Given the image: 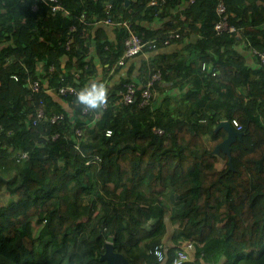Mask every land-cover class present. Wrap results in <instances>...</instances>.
Segmentation results:
<instances>
[{"label": "trees", "instance_id": "1", "mask_svg": "<svg viewBox=\"0 0 264 264\" xmlns=\"http://www.w3.org/2000/svg\"><path fill=\"white\" fill-rule=\"evenodd\" d=\"M149 1L60 0L67 13L53 11L50 0H0V264H109L101 259L109 241L133 264H172L174 247L163 262L154 254L167 230L168 191L181 200L175 212L183 227L172 239L196 248L184 264H204L202 258L264 264V62L254 54V69L237 49L244 43L264 51V0ZM225 15L234 29L218 31ZM106 16L150 39L169 30L180 33L171 42L197 36L196 58L218 67L237 97L227 114L244 132L231 146L234 168L227 153L214 152L227 136L216 130L218 114L187 120L154 113L152 99L117 105L111 95L107 108L83 113L77 94L59 92L63 84L80 91L92 82V52L104 68L123 54L129 29L119 25L118 41H111V24L99 22ZM155 17L165 19V29L144 25ZM174 17H181L177 29ZM158 69L153 92L166 76ZM251 73L258 78L250 80ZM29 78L41 79L43 89L33 91ZM240 84L248 85L247 94L238 91ZM55 112L64 117L51 122ZM207 134L215 140L211 147ZM33 220L41 225L38 235Z\"/></svg>", "mask_w": 264, "mask_h": 264}, {"label": "crops", "instance_id": "2", "mask_svg": "<svg viewBox=\"0 0 264 264\" xmlns=\"http://www.w3.org/2000/svg\"><path fill=\"white\" fill-rule=\"evenodd\" d=\"M180 20L181 17H174L176 29L182 25ZM164 22L165 19L155 17L152 20L145 21L144 25L147 28L152 27V29H165L166 24ZM107 30L111 41L117 42L119 25L113 24ZM245 45L241 43L237 49L246 56L247 64L255 69L258 63L255 59L256 56L253 54V48H247ZM195 46H197V36H193L189 40H174L168 45L146 49L144 52L127 59L125 65L121 66L115 63L108 68L102 67L101 58L97 53L92 52V62L97 68L94 74L89 77L88 82L95 80L104 83L108 88V97L110 95L111 98L114 96L113 100L117 105H120L119 98L123 89V81L132 80L137 83L146 81L154 71L163 67L166 69V76L156 84L150 102V108L154 113H168L173 117L193 120L200 117L203 112H209L218 114L220 116L218 123H220L222 120L228 119L227 114L232 106L231 103L235 104L237 97L236 95H234V98L231 97L230 94L233 91L229 88V84L222 79V75L218 73V67H214V70H217L219 74L215 76L210 72L211 68L207 71L202 69V60L199 57L196 58L193 51L196 49ZM256 78H258L257 74H250V80ZM222 82L224 85H222ZM237 89L240 93H248V85L246 84L238 85ZM200 94L207 96L202 102ZM64 105L67 108L69 106L67 103H64ZM95 116H98V114H95ZM205 138L211 147L215 140L209 134ZM172 198L177 204H181V200L177 195ZM151 223L152 221L149 222V224Z\"/></svg>", "mask_w": 264, "mask_h": 264}, {"label": "built area", "instance_id": "3", "mask_svg": "<svg viewBox=\"0 0 264 264\" xmlns=\"http://www.w3.org/2000/svg\"><path fill=\"white\" fill-rule=\"evenodd\" d=\"M52 1V9L53 11H57L60 9H63L64 11H66L67 13L69 11H67L60 3V0H50ZM193 1V0H192ZM167 2V0H150L149 1V5H164ZM113 3L111 1H107L105 3V10L107 13L110 12V9L112 8ZM218 13L219 14H223L225 12V5L223 2H220L218 7H217ZM82 16L84 17V13L82 14ZM227 16L225 15L221 21H219L216 24V29L218 31H222L225 30L226 28H230L231 30L234 29V26H229L228 22L226 20ZM99 22H105L107 24H125L127 26V28L129 29V33L126 36V38L124 39V51L123 54L117 59V64L118 65H125L127 62V59L132 58L142 52H144L146 49H155L158 48L160 45H168L171 43V41L174 38H177L180 36V33L177 30H169L167 32H165V35L163 37H153V38H147L145 36V34H139L135 31L132 30L130 24L126 21H122V20H115L110 16H106L105 18H103L102 20H100ZM98 22V23H99ZM71 30H76V25L73 24L70 26ZM72 39L67 40V44H68V48L70 47V44L72 43ZM106 49L109 48V46H105ZM253 54H256L260 57L261 61L264 62V51H258L257 49H252ZM202 68L206 69L207 68V63L203 62L202 64ZM55 66H51V70H54ZM214 74H216V71L213 72ZM13 78L18 79V75L16 73L11 75ZM76 76L80 77L81 74L79 72H76ZM161 78V71L160 69H157L156 71L153 72V74L151 75V77L143 82L137 83L135 81L132 80H126L125 82H123V89L121 91V96H120V105L122 104H126V105H130L133 104L135 102H138V104L140 106L146 105L148 104L154 93H153V86L154 83L157 79ZM29 82V87L33 90V91H40L41 89H43V82L41 79H32L29 78L28 79ZM78 89L77 86L72 85V84H63L59 87V92L63 95L67 94L68 92H70L71 94H77L78 93ZM140 92V101L139 100V96L138 93ZM109 106V100L106 106H104L103 108H107ZM89 111H85L83 108V113H88ZM38 116L40 117H45V110L42 106L39 107L38 109ZM64 117V113L63 112H55V114H53L50 118L51 122H56L59 119H63ZM233 124L235 125V127L237 128V130H242V124L237 120V119H233ZM154 131L160 134L164 133V129L160 128L158 126H155ZM106 135H111L113 133L112 128H107L105 130ZM76 132L78 134H82V129L81 128H76ZM59 134H55L54 137H58ZM26 156V153H23L21 155V157ZM195 244L192 241H186L184 242L182 245H180L176 250H175V254L173 257V264H184L185 262L191 260L193 258L192 254L195 250ZM155 255L158 257V260L162 261L164 260L165 254H164V250L162 245H158L155 250H154Z\"/></svg>", "mask_w": 264, "mask_h": 264}, {"label": "clouds", "instance_id": "4", "mask_svg": "<svg viewBox=\"0 0 264 264\" xmlns=\"http://www.w3.org/2000/svg\"><path fill=\"white\" fill-rule=\"evenodd\" d=\"M206 63V62H205ZM203 64V62H202ZM210 68V65L208 64L207 62V68L206 69H209ZM203 69V68H202ZM206 69H203V70H206ZM216 71V74H217V70H214V67L212 68L211 67V70L210 72L213 74V75H216L214 74L213 72ZM108 100L110 102V96L108 97V88L107 86L102 83V82H99V81H92L88 86L82 88L78 93H77V102L83 106L84 110L85 111H96V110H102L104 106L107 105L108 103ZM236 119V118H235ZM228 120L234 127L235 125L233 124V120L230 121L229 119H226ZM223 121V120H222ZM219 124V123H218ZM236 128V127H235ZM237 130V128H236ZM238 131H242V130H238ZM216 146V145H215ZM222 152V151H221ZM218 154V153H217ZM111 242V241H109ZM186 242V241H185ZM113 243V242H112ZM184 243V242H183ZM183 243H177V244H174L173 246H169V247H165L164 246V242L161 243L162 247H163V250H164V254H165V251L168 250L170 247H174V254H175V250L180 246L182 245ZM196 251V249H195ZM155 254V253H154ZM174 254H173V257H174ZM158 258V257H157ZM166 258V255L164 257V260ZM193 259V258H192ZM191 259V260H192ZM164 260H162L161 262H163ZM173 260V259H172ZM160 261V260H159ZM190 261V260H189ZM172 264H173V261H172Z\"/></svg>", "mask_w": 264, "mask_h": 264}, {"label": "water", "instance_id": "5", "mask_svg": "<svg viewBox=\"0 0 264 264\" xmlns=\"http://www.w3.org/2000/svg\"><path fill=\"white\" fill-rule=\"evenodd\" d=\"M220 128H224L227 131V136L221 142L216 144L214 152L220 153L222 150L227 153L229 155L230 166L231 168H234L231 156V146L238 138L242 139L244 132L236 130V128L228 120L221 121L217 125L216 130ZM101 259L106 260L109 264H133L123 253L115 250L112 242L106 243V250L101 255Z\"/></svg>", "mask_w": 264, "mask_h": 264}, {"label": "rangeland", "instance_id": "6", "mask_svg": "<svg viewBox=\"0 0 264 264\" xmlns=\"http://www.w3.org/2000/svg\"><path fill=\"white\" fill-rule=\"evenodd\" d=\"M221 151L218 154H221ZM225 161H226L225 158H222V156L220 155V161L217 163V166L219 168L224 167L225 166ZM172 197L173 196H172V194H170V191H168V193L165 194V196H163V199L165 200V202L169 206V211L167 212V214L165 216L166 229L167 230H166V233L162 236L163 242H164V246H166V247L167 246L168 247L169 246H173L174 244L178 243V241H175L174 239H172V235L175 232H178L179 230H181V228L183 227L181 219H178L176 217V212H175V209L180 207V203L177 204V202H175ZM174 217H176V218L174 219ZM32 227H33L34 234L38 235V233H39V231L41 229V225L35 223L34 220H33ZM192 256H193V258L196 256V251L195 250H194ZM202 260H203L204 264H213V263H215L214 259L205 260L204 258H202ZM215 264H218V263H215Z\"/></svg>", "mask_w": 264, "mask_h": 264}]
</instances>
